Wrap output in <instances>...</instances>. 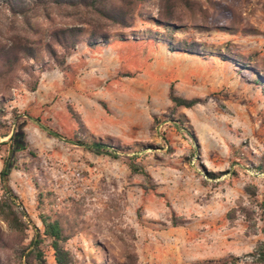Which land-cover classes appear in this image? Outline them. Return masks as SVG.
<instances>
[{
	"label": "rangeland",
	"instance_id": "374dc122",
	"mask_svg": "<svg viewBox=\"0 0 264 264\" xmlns=\"http://www.w3.org/2000/svg\"><path fill=\"white\" fill-rule=\"evenodd\" d=\"M89 2L0 0V55L20 47L16 62L0 59V173L9 169L0 199L6 185L28 222L11 245L0 220L10 246L0 249L2 264H26L34 228L42 230L37 189L51 194L74 264H220L229 256L250 264L264 242V88L233 59L264 68V0H189L194 15L179 8L184 27L174 38L194 42L203 57L162 45L164 31L151 22L160 0L135 4L124 25L98 18ZM200 8L208 29L199 32ZM231 25L235 33L220 29ZM65 27L124 41L91 50L84 39L69 54L52 45L51 57L45 35ZM170 93L197 103L175 108ZM42 251L55 264L47 244Z\"/></svg>",
	"mask_w": 264,
	"mask_h": 264
},
{
	"label": "trees",
	"instance_id": "16d2710c",
	"mask_svg": "<svg viewBox=\"0 0 264 264\" xmlns=\"http://www.w3.org/2000/svg\"><path fill=\"white\" fill-rule=\"evenodd\" d=\"M119 5H113L114 0H90L86 4L87 7L91 8L94 14L105 21L113 24H120L129 22L134 17V5L138 3H143L146 0H118ZM161 11L159 12L158 18L151 19L152 24L157 28L163 29V34L160 35L161 43L166 48L168 52L183 53L186 55L203 57V54L199 52L198 49L194 47V42H187L186 40H176L174 38L175 33H177L184 26L180 24V18L178 16L179 8L189 11L191 15H194V11L190 10L191 4L189 0H160ZM189 9V10H188ZM202 14L204 19V25H194L193 27L197 31H206L208 27L207 24V14L201 10H198ZM225 29L235 33L237 31L232 25ZM157 35V33H155ZM122 34H114L110 36L107 32H103L97 29L84 30L82 28L76 27H65L60 29H55L48 32L45 35V40L47 41V53L53 57L55 56V51L52 45L59 47L64 54H69L74 51L80 41L85 39V46L91 50H95L100 47H104L109 40L114 38L117 42H122ZM131 41H138L135 38H131ZM20 47L11 48L5 54L0 55V59L5 64H11L19 59ZM228 52H224L221 56V60L227 61ZM62 58H64L62 56ZM233 59V58H232ZM234 64L241 71L250 72L254 76L253 83L264 88V68H260L263 65L261 62L255 59L249 58H234ZM241 71V72H242ZM34 88H32L33 90ZM170 100L175 108H191L197 103V100H185L174 96L170 93ZM4 116V108L0 104V130L4 128L2 117ZM77 145L88 150H94L97 152L111 153V155H116L120 148L116 147L112 152L109 151V142L101 141H90L89 143L79 142L75 140ZM24 149L22 146H14V150ZM9 176V169L5 168L0 173V177L3 183H5ZM5 196L0 199V220L3 221L7 230L14 236L12 238L11 245H17L25 237V232L28 229V222L24 219L25 214L19 211V205L15 202V197L11 194L9 188L5 185ZM37 204L39 208L38 219L41 224L42 230L34 228V236L30 242V251L25 254V263L32 264L34 261L36 264H47L42 251V246L47 244L48 247L53 251V258L55 264H74L73 256L66 249L65 244L67 238L63 234V226L60 220L52 213L51 207L49 205L48 196L46 192L37 189ZM9 242L0 238V249H6L9 246ZM13 247V246H12ZM16 251V250H15ZM23 252V249H22ZM21 254V253H20ZM251 258L250 264H264V242H260L256 245L254 250L248 254ZM239 258L235 256H229L226 260L218 261L220 264H238ZM0 264L2 260L0 257Z\"/></svg>",
	"mask_w": 264,
	"mask_h": 264
}]
</instances>
